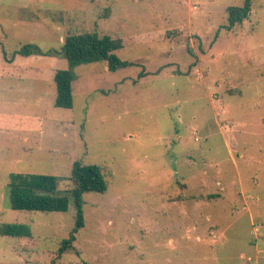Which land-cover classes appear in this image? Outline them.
Listing matches in <instances>:
<instances>
[{
    "label": "rangeland",
    "instance_id": "rangeland-1",
    "mask_svg": "<svg viewBox=\"0 0 264 264\" xmlns=\"http://www.w3.org/2000/svg\"><path fill=\"white\" fill-rule=\"evenodd\" d=\"M243 2L0 0V225L33 236H0V264H264V0L227 29ZM83 33L119 39L133 66H78L72 108H55L66 62L13 53ZM77 159L107 188L83 196L56 259L71 197L65 213L13 211L9 175L68 177Z\"/></svg>",
    "mask_w": 264,
    "mask_h": 264
},
{
    "label": "trees",
    "instance_id": "trees-1",
    "mask_svg": "<svg viewBox=\"0 0 264 264\" xmlns=\"http://www.w3.org/2000/svg\"><path fill=\"white\" fill-rule=\"evenodd\" d=\"M251 11V0H244L239 7L227 9V29L242 23ZM122 49L119 39L99 37L96 33L69 35L59 50L42 51L33 44H27L13 53L20 57H53L64 60L65 70H57L53 75L55 85L54 107L71 109L73 106L72 84L76 80L75 69L83 64L105 62L109 71H117L133 64L122 61L116 55ZM3 57L6 54L3 51ZM12 58V59H13ZM67 182L70 189L60 195L59 187ZM9 206L13 211L39 213H65L71 197L74 206L73 228L68 237L61 240L56 259L72 249L76 234L84 227L83 196L87 193L103 194L106 182L102 167L86 164L83 159L73 162L68 177L41 174L9 175ZM0 236L32 239L29 226L24 224L0 225ZM55 260L51 261L54 264Z\"/></svg>",
    "mask_w": 264,
    "mask_h": 264
}]
</instances>
